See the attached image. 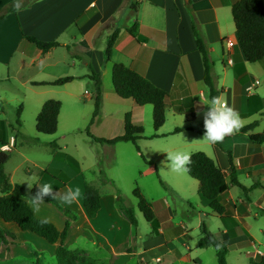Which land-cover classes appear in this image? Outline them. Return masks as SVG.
<instances>
[{
	"label": "crops",
	"instance_id": "1",
	"mask_svg": "<svg viewBox=\"0 0 264 264\" xmlns=\"http://www.w3.org/2000/svg\"><path fill=\"white\" fill-rule=\"evenodd\" d=\"M10 1L12 0H5V5L9 4ZM124 1L37 0L29 7L21 6L15 14H8L0 20V30H2L0 32V43L8 40L9 34L7 32L12 27L13 37L16 36L17 39L13 50L5 58H3L0 45V65L6 68L5 76L0 77V82L12 85L11 83L15 81L19 86L27 90L58 88V91H52L55 96L51 98L62 103L58 117V128L63 114L66 112L65 115H67L71 111L72 115L68 119L69 124L78 130L79 128L75 127V122L79 119L81 112V120H86L87 123L82 129L87 134L89 133L92 137L100 139H113L124 134L126 114L130 115L134 125L142 126L144 125V119L148 117L146 108L151 106H138L132 99H122L115 93L112 84V67L114 64H123L148 79L157 88L170 93L171 97L165 114L167 116V111L170 110L174 114L184 116L186 124L181 128V132L196 133L193 130L205 131V128L202 130L194 126L201 112L199 109H203L204 116V113L208 110L210 100L209 89L203 80L204 67L202 57L197 50L193 34L192 11L199 22L201 35L215 64L214 74L217 77L218 86L223 88L224 91L220 101L223 97H226L228 103H225V105L235 109L239 113L241 121L252 117L254 113H258L260 109L264 108V97L252 92L254 89L258 91V87L261 84L257 66L263 64L264 59L251 64L246 61L242 53L232 16V5L238 0H141L137 12L138 33L135 37L131 36L126 30L127 27L133 25L134 20L130 17L127 8L121 9ZM262 1L264 2V0ZM113 16L118 19L117 25L121 30L114 43L111 60L107 63L105 62V47L107 39L113 30V23H107V21ZM24 35L35 37L43 42H58L71 48L70 51H67L65 47H57L43 54L34 45L27 42ZM228 38L233 40L235 43L234 47H227L224 41ZM215 52L219 54L218 62L214 58ZM80 65L82 66V71L77 73V68ZM89 66L100 76L102 83V104L99 114L94 117L93 94L86 90L80 94L81 92L77 87L87 86L88 84L93 86V82L89 78ZM62 67L67 69L66 74L62 77L75 78L70 83L63 86L33 84L54 82L57 79L45 81L43 77L49 75L51 68ZM108 79L109 83L105 82ZM249 87H251V90L247 92ZM81 98L85 101H93L89 112H87L90 113L89 116H83V106L86 105L79 103ZM18 103H22V100L20 99ZM40 103L44 102L41 101ZM123 104L127 106V109L120 115L116 107L119 106L120 108ZM42 106L43 104L40 106V111ZM187 115L194 117L192 122L187 121ZM262 117L264 119V114ZM253 122H257V126L248 133L242 134L238 130L235 134L237 139L231 141L234 137H232L233 134H230L222 142L213 144L212 158L226 173V185L221 190V196L230 209L224 217L212 210L211 214L208 212L211 218L221 222L220 229L222 230H218V234L213 232V235L219 241L222 240V243L227 244V246L235 245L237 248L243 249L246 255L250 252L249 244L240 248L239 243L247 242L250 237L256 240L253 237L252 230L255 227L253 222L260 218L264 219V144L252 146L249 140L250 135L261 133L264 130V124H260L256 120ZM253 122L242 124L240 128ZM161 128L155 131L156 134L153 138L161 137L158 134ZM256 128H259V130L256 131ZM0 135L4 137L5 143L9 139L13 140L12 142L10 141L9 145L5 146L12 153L17 148L20 138L17 139L8 134L3 124L0 127ZM141 139L137 141V144ZM1 145L4 144L0 143ZM12 145L13 148L10 147ZM225 151L232 153L239 183L246 188H250L253 185L256 186L247 193V198L241 188L231 182L232 171L229 157ZM191 153L188 152L189 155ZM51 154L53 161L57 163V152L52 151ZM48 170V174H52L51 169L48 168ZM6 173L12 184H19L23 187V193L12 191L6 196L24 199L34 213L36 212L35 215L37 214L38 218L46 220L38 215V208L47 206V202H42L37 208L31 204L28 196L31 190L37 186V183L41 186L43 184L39 181L33 184L30 190H26L23 184L15 182L7 171ZM99 173L93 172V177L95 178ZM86 182L93 184L92 178H87L81 169L66 182L65 188H63L67 191L78 190V196L72 202L79 204V208L80 204L83 205ZM178 182L177 180L176 183ZM195 182L197 183L198 181ZM166 184L174 191L172 189L174 186L171 182L166 180ZM50 186L53 188L54 196L62 203L61 200L65 191H62V189L57 190L54 185L50 184ZM237 188L240 190V195L235 197L234 190H237ZM109 193L110 206L108 209L105 207V201L108 197L102 194L101 209L97 217L90 218L85 211V214H80L76 221L71 222L65 246L67 247L70 237L84 221L91 224V226L84 227L83 232L78 233V240H88L97 244L105 252L109 253V262L120 264L121 258L116 254V250L113 249L110 239V232H113L114 228L112 227L110 230L103 227L95 228L97 224L101 226V221L104 219L110 221V223L114 219L116 221L118 219L127 220L124 214L115 206V195L111 192ZM60 194H62V197H60ZM163 202L169 214V220L172 223V217L176 210H172L167 201ZM206 216L209 217L208 214ZM181 223L186 230L187 226L183 225V221ZM0 225L5 230L13 232L17 237L15 241L9 240L11 243L9 246L0 244V255L6 254V258L11 255L16 256L22 247L27 246L26 243L32 244L31 239L24 238L25 236H33L30 234L31 232L26 231L23 233L15 223H6L1 217ZM64 225L65 223L62 227L59 225L56 227L59 230H63ZM119 227L120 225L117 228ZM165 232L166 230L161 226L158 235L163 236L161 241L164 242L167 239ZM96 233L100 237L97 241L95 240ZM259 233L263 234L264 229H260ZM184 234L187 235L186 231H183L177 240L189 252H192L194 248L188 246L186 240H182L185 237ZM153 237L154 235L151 238ZM171 238L172 240H169ZM168 240L166 253L169 256L172 253L170 252L172 249H176V251L178 249L175 245V238L170 237ZM138 242V234L136 232L133 243L138 246ZM142 243L143 254H147L151 248H154L148 246L144 241ZM53 251L56 250L53 249ZM126 251L125 249L121 254L125 256Z\"/></svg>",
	"mask_w": 264,
	"mask_h": 264
},
{
	"label": "rangeland",
	"instance_id": "2",
	"mask_svg": "<svg viewBox=\"0 0 264 264\" xmlns=\"http://www.w3.org/2000/svg\"><path fill=\"white\" fill-rule=\"evenodd\" d=\"M13 1V0H12ZM11 2V1H10ZM0 12L6 6L5 0H0ZM28 0H18L17 8L20 5H25ZM10 15V14H9ZM2 30H0L1 32ZM6 31V30H5ZM7 32V31H6ZM8 40L4 43H0L3 58L13 50L15 40L17 37H13V27L9 29ZM1 37V33H0ZM36 49L34 46H32ZM214 58L218 62L219 54L215 52ZM259 68L258 77L260 79V86L258 91L254 89L253 93H258L259 96L264 97V63L257 66ZM6 68L0 65V77L5 76ZM66 68H51L49 75L43 77L45 81H53L66 74ZM82 71V66L77 68V73ZM25 74V72H23ZM109 83V79L105 80ZM9 85L8 83L0 82V127L5 125L6 132L11 134L15 138H20L17 143V148L11 153L5 146L9 145L12 139L6 141L4 145L0 146V153L7 152L9 160L6 163V171L13 177L15 182L23 184L26 190L31 188L28 183L33 186L40 181L41 184L54 185L57 190L66 191L64 186L66 182L74 176L77 172L83 170L87 178H92V186L97 188L101 194L105 197L110 195L109 192L115 195L116 189H119L122 197L124 198L127 206L133 207L137 213V219L140 221L139 226L134 228L128 220H120L113 222L102 220L101 226L96 225L95 228L104 229L114 228L113 232H110L111 244L113 249L116 250V254L120 256V264H218L216 251L212 247L201 249L198 247V241L201 237L199 226L201 222H205L208 230L213 234L218 230H222L220 220H214L209 216L212 211L208 206L206 200L199 194V183L192 179L186 171L173 172L168 171L166 164L170 163L167 159L166 152H186L193 153L202 151L209 157L213 156V144L202 141L204 135L193 132H181L175 133L177 128L185 126L184 116L174 114L170 110L167 111L166 122L158 134L159 138H153L156 134L153 128V107L148 106V117L144 119L143 138L138 142L141 149V154L146 160L153 161L154 165H147L143 158L140 156L131 143H118L115 145H109L106 143H99L93 141L82 129L85 126L86 120H81L82 113L79 114V119L75 122L74 129L69 124L72 112L69 111L67 115L65 113L61 117L59 128L54 135L39 134L36 131V118L40 112V106L46 101L55 96L52 91H58V88H40V89H24L15 81ZM78 85V84H77ZM78 90L82 94L85 90L93 94V86L88 84L87 86H77ZM22 103H18L19 100ZM236 99V98H235ZM234 99V100H235ZM44 103H40V102ZM222 104L228 103L226 97L221 99ZM235 102V101H234ZM79 103L83 105V116H89V108L93 101H85L81 98ZM89 103V104H88ZM21 108V110H20ZM88 109V110H87ZM127 109L125 104L116 107L119 110L120 115ZM198 120L194 123V126L198 129L204 130V116L203 109H199ZM264 114V108L260 109L258 113H254L252 117L242 120L241 125L247 122L259 121L260 124H264L262 115ZM20 115L22 125H17L16 121ZM256 131L259 128L255 129ZM205 132V131H201ZM236 132L233 133L234 137L231 141L237 139ZM56 142L58 148H55L52 143ZM32 143V144H30ZM219 146V145H218ZM13 148V145L10 146ZM57 152V163L53 161L51 152ZM226 152V151H225ZM164 154V155H163ZM213 159V158H212ZM51 169L52 174L49 173ZM102 171L105 177L110 179L113 183L108 185L101 184V175L93 177V172L97 173ZM180 173V174H178ZM159 175V177H158ZM53 179H55L53 181ZM166 180L171 182L174 186V191L166 184ZM179 181L176 183V181ZM28 183H27V182ZM160 181H163L165 186H162ZM37 186H41L37 183ZM139 188L145 198L149 202L160 201L162 208H165V203H169V207L172 210H176L172 217V227L165 229V239L162 235H158L159 228L162 226L160 219L162 216V208L157 215L158 219L154 222H147L142 213L137 208V200L133 196V190ZM172 187V186H171ZM62 197V194H60ZM240 195V190H234V196ZM62 201L64 207L72 210L78 218L80 214H85V210L82 204L76 202L65 203ZM46 203V202H45ZM47 206L38 208V215L44 217L46 220L54 223L56 226L65 223L64 215L52 204L46 203ZM110 206L109 197L105 201V207L108 209ZM207 207V208H206ZM195 208V210H193ZM209 212V213H208ZM36 213V212H35ZM208 214L209 217L206 215ZM37 216V214H36ZM38 217V216H37ZM112 220V219H111ZM183 225L187 226L185 230ZM255 227L253 228V237L248 239L246 243L249 244L250 252L247 253L243 249L237 248L235 245L229 246L226 261L228 264H248L249 259L254 257L255 254L264 255V233H259L260 229H264V219L260 218L253 222ZM118 225H120L119 228ZM90 227L91 224L82 222L80 227H77L76 232L70 237L67 247L71 250L81 249L85 252L86 256H90L96 259L99 264H109V253L105 252L103 248L90 242L88 240H78V233L83 232L84 227ZM117 226V227H116ZM182 226V227H181ZM183 231H186L187 235L182 240H186L187 245L194 248L192 252H189L184 245L177 240L182 235ZM136 232L138 234L139 244L133 243ZM25 233V232H23ZM33 236H25L26 239H31V243H26L25 247L19 250L18 254L11 255L6 258V254L0 255V264H36V257L33 255L31 248L40 252V260L42 264H55V251L59 246L57 244H49L46 240L30 233ZM157 236H156V235ZM154 235L153 238H151ZM150 237V238H149ZM175 238L176 249H172L171 255H167V243L168 238ZM216 237V236H215ZM99 236L95 234V240H99ZM217 238V237H216ZM146 242L151 248L147 254H143V243ZM161 241V242H160ZM222 242V240H220ZM160 242V243H159ZM49 244V245H48ZM225 244V243H224ZM54 245V246H50ZM131 245V246H130ZM227 245V244H226ZM127 247V248H125ZM126 255H122L124 252ZM128 259V260H127Z\"/></svg>",
	"mask_w": 264,
	"mask_h": 264
},
{
	"label": "trees",
	"instance_id": "3",
	"mask_svg": "<svg viewBox=\"0 0 264 264\" xmlns=\"http://www.w3.org/2000/svg\"><path fill=\"white\" fill-rule=\"evenodd\" d=\"M37 0H28L25 7H29ZM141 0H125L122 8H127L130 17L134 20L133 25L127 27L126 30L131 36L135 37L138 33L137 12ZM18 0H13L7 4L0 12V20L8 14L17 13L20 7ZM120 10V9H119ZM192 16V29L196 40L197 50L201 54L203 67H204V83L209 89V100L213 97L220 99L223 94V88H220L217 83V77L214 74V62L211 59L210 52L205 44L201 35L200 25L191 11ZM232 16L235 25L236 35L240 44L242 53L248 63H257L264 59V2L262 0H238L232 5ZM118 19L113 16L107 23H113L112 33L109 35L105 47V62H110L114 43L120 33L121 28L117 25ZM27 42L34 45L43 54L51 51L57 47H65L70 51V46H65L58 42H43L32 36L24 35ZM89 78L93 82L94 89V113L93 117L97 116L100 112L102 104V83L100 76L97 75L91 66H89ZM74 77H62L50 83H33L34 85L43 86H63L73 81ZM112 84L115 93L122 99H132L138 106L151 105L153 107L152 119L154 131H158L166 121V109L169 105L170 93L157 88L148 79L144 78L137 72L126 67L123 64H114L112 67ZM62 107V103L58 100L50 99L46 101L40 113L36 118V131L39 134L54 135L58 130V117ZM21 110V108H20ZM187 121L192 122L194 117L187 115ZM17 125H22L20 115L16 121ZM257 126V122H253L239 129L242 134L248 133ZM124 134L113 139H100L92 137L93 141L99 143H106L115 145L118 143H131L134 145L136 151L140 153L144 162L147 165H154L153 161L146 160L141 154V149L137 141L142 138L144 129L142 126H136L132 123L130 115L125 116ZM181 128H177L175 133L181 132ZM196 133L204 135L205 133L198 130H193ZM157 137V136H155ZM252 146H259L264 144V130L261 133L252 134L249 137ZM0 143L5 144L4 137L0 135ZM52 145L58 148L56 142ZM229 157L231 168V182L241 188L245 197L247 193L253 190L256 186L246 188L241 185L237 179L236 168L233 163L232 153L226 151ZM9 160V155L5 152L0 153V217L6 223H15L23 232H31L38 237L46 240L50 244L59 242V246L55 251V264H99L96 259L86 256L85 252L81 249L71 250L65 246V241L68 237L71 222L76 221L78 216L69 208L64 207L59 200L52 193L45 196L43 202H47L55 206L65 217V225L63 230H59L56 225L50 221L38 218L32 208L22 198L15 196H6L12 191H19L23 193V187L19 184H12L5 170V165ZM187 174L199 183V194L206 200L212 211L220 216H225L226 212L230 209L229 205L224 203V198L221 196V190L226 185V173L221 167L202 151L193 152L190 154V163L187 165ZM102 177L101 184L108 185L113 183L110 179L105 177V174L100 171ZM159 177V175H158ZM160 178V177H159ZM162 186L167 188L163 181H160ZM38 187L35 186L29 196L31 198L36 195ZM133 196L137 200V208L142 213L147 222H154L158 219L157 215L162 208L160 201L149 202L142 191L137 187L133 190ZM83 206L86 213L90 218H95L101 209V194L97 188L92 186L89 182L85 183V192ZM115 206L124 214V217L129 223L137 228L139 221L137 219L136 210L133 207L125 204L124 198L119 189L115 191ZM162 216L160 222L163 229L172 227L169 220V214L166 208H162ZM201 237L198 241V247L201 249L212 247L216 251L218 264H228L226 256L228 254V246L219 241L211 232H209L206 224L202 222L199 226ZM16 235L5 230L0 225V244L9 246V240L15 241ZM14 244V243H13ZM248 246V243L241 242L239 247ZM33 255L36 257V264H42L40 260V252L31 248ZM104 264V263H102ZM112 264V263H109ZM248 264H264V255L256 254L249 259Z\"/></svg>",
	"mask_w": 264,
	"mask_h": 264
},
{
	"label": "clouds",
	"instance_id": "4",
	"mask_svg": "<svg viewBox=\"0 0 264 264\" xmlns=\"http://www.w3.org/2000/svg\"><path fill=\"white\" fill-rule=\"evenodd\" d=\"M241 126L239 113L230 106L222 104L218 97H213L208 105V110L204 113L205 134L202 141L215 144L222 142L226 136L238 131ZM170 163L166 164L168 171H187L190 163V155L186 152H166ZM27 182V181H26ZM28 183V182H27ZM31 188L32 185L28 183ZM53 188L49 184L38 186V191L31 198V204L35 207L44 201V197L51 195ZM78 196V190H68L62 197L65 203H71Z\"/></svg>",
	"mask_w": 264,
	"mask_h": 264
},
{
	"label": "built area",
	"instance_id": "5",
	"mask_svg": "<svg viewBox=\"0 0 264 264\" xmlns=\"http://www.w3.org/2000/svg\"><path fill=\"white\" fill-rule=\"evenodd\" d=\"M224 42L226 43L227 47H229V48H232L235 46V43L233 42L232 39L228 38ZM250 90H251V87L247 88V92H249ZM223 104L225 105V103H223Z\"/></svg>",
	"mask_w": 264,
	"mask_h": 264
}]
</instances>
